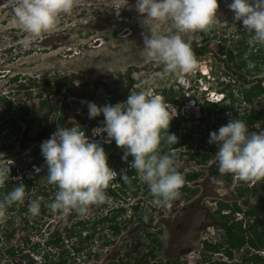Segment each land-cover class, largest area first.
Masks as SVG:
<instances>
[{
	"label": "rangeland",
	"instance_id": "rangeland-1",
	"mask_svg": "<svg viewBox=\"0 0 264 264\" xmlns=\"http://www.w3.org/2000/svg\"><path fill=\"white\" fill-rule=\"evenodd\" d=\"M135 2L136 0H76L72 13L60 17L55 31L35 38L25 33L15 21L9 0H0V97H6L5 100L0 99V112L7 113L6 109L10 102L23 104L32 109V114L26 118V121L20 123L22 131L17 140L7 125L0 132V165L8 166L17 173L16 178H9V181L15 182L16 185L13 184V187H16L20 183L18 182L19 176L27 175V179L31 180L32 188L31 193H26L24 201L17 203L16 206L17 209L26 207L28 211L20 213L16 210L15 213H6V219L0 223L1 228H4L0 231V236H3V239H0V264H30L33 262L37 264H62V262L65 264H107V262H117L126 258L128 263L133 258L127 254V251L132 250L133 247L131 248L126 242L141 237V234L140 229L131 228V230V225L127 231H124V234L114 235L111 231L101 232L100 230L92 239L93 241L91 240L92 242H87L88 245L82 244L83 247L91 248L90 256L74 257L70 250L74 246H81L79 234L56 246L55 244L47 246L46 240L56 239V231L65 236L74 226L76 217L60 210L56 212L50 210L49 214L39 213L35 216L29 212V205L35 200L34 196L42 201H48L56 195V190H58L50 187L46 179L47 174L41 172L37 163L44 158L41 153V144L57 128L61 127L59 118L64 117L65 113L70 119L74 108L76 111L81 108L80 110L88 112L87 102L95 103L100 107L108 104H123L131 92H151L156 96H162V92H166L165 105L169 109L178 108V112L183 113L187 119V124L184 119H178L176 125L183 126L185 123L187 135L188 133L190 135V128L194 130L187 147L190 146L192 150H196L205 143L210 154L214 155L212 160H216L215 154L218 148L208 143L209 134L218 131L230 119H239L244 106L247 109L254 108L260 112L264 111V96L257 98L252 106L242 103L239 107L240 98L235 95L236 111L228 115L216 113L217 109L224 108L227 111L231 106L226 97L222 99L224 94H227L226 91H237L241 85L230 79L223 52L242 40L249 45L255 43L250 34H243L244 28L241 22H239L240 26L234 24L233 13L227 7L231 0H218L220 5L218 14L221 20L218 25L214 26L215 32L212 35L208 34V31L182 34V38L189 42L190 46L192 42H195L197 47L206 48V53L195 57L197 61L195 71L182 73L179 76L171 73L165 75L162 65L146 61L140 55L146 28L142 24V17L135 10ZM175 32L176 29L171 22L160 25V34L171 35ZM107 68H111L112 72L102 70ZM13 78H18V81L13 82ZM47 80L51 81L50 87L46 85ZM58 81L63 83L60 89L56 87ZM21 85L25 88H21ZM51 90H56V94L50 95ZM44 100L47 101V105L41 108V102ZM209 101L220 102L215 103L218 108L206 109L207 115H205L200 111L199 105H205ZM8 114L12 117L11 113L8 112ZM48 114L49 119L45 122V116ZM203 116L207 117L203 119ZM33 119L39 121L31 124L29 128V121ZM43 126L48 128L49 136L38 139L37 133ZM258 129L264 131V127L259 126ZM249 131L253 132L252 129ZM25 132L28 137L32 138L31 141L23 140ZM203 138L205 142L200 143ZM9 140H15V142L12 141L14 147L10 150L1 149L2 146L9 145ZM37 151L38 154H36ZM194 165L188 155L181 156L177 153L175 159L177 171L179 167L187 171V174L199 172L202 176L199 181L187 183L188 192L181 194L170 208L158 207L152 200H149L154 204L155 210L159 211L157 214V211L153 213L152 204L145 202L144 213L149 222L156 223L159 215L161 229L156 239L158 238L161 247L157 250L155 246L157 243L151 245L157 251L155 254L159 258L157 264H166L167 260L165 257V251L168 249L167 234L163 231L165 228L161 226L163 220H169L173 215L180 217L179 207L182 204L192 202L198 196H202L204 188L202 185H204V179L208 177L209 168ZM235 178L237 177L232 175V180ZM223 180L221 184H225ZM233 185L234 181H231L228 187L232 189ZM7 187L8 183L4 185L0 198L3 199L8 192ZM262 196L264 194L261 189L247 192L244 200L237 203L240 215L232 216L231 214V218L227 220L228 223L236 225L235 218L240 219L242 228L248 230L253 218L244 214L251 207L262 206V201H260ZM220 204L231 206L233 203L211 198L205 200V205L213 209L219 207ZM227 211L228 209L225 210ZM11 216L12 220L9 219ZM82 217H88L93 221L96 215L87 213ZM92 223H89L88 227ZM134 223L138 224V221ZM7 228L9 232L15 233L14 238L10 240L4 239ZM256 228L258 231H263L264 225L259 224ZM91 229L94 230L93 227ZM151 229L144 230L147 234L145 238L143 237L145 244L152 240V232L155 230ZM77 230L76 226L74 231L77 232ZM82 232L81 230V237H84ZM223 234L224 231H220L215 225L207 224L204 232L196 238V246L187 251V254L180 256L179 264H205V260L226 264H264V249L253 252L245 245L239 251L234 250L233 258H229L224 251L210 253L201 246V243L207 240H210L212 244H225L226 246ZM105 239H110L111 243L104 245ZM10 244L14 247V255L6 257L3 251L8 249ZM148 248L149 246L146 247ZM20 252H23L27 259H23ZM42 253L46 254L43 259L40 257ZM251 254H258L261 260L257 263L246 261ZM205 255L211 259H206Z\"/></svg>",
	"mask_w": 264,
	"mask_h": 264
},
{
	"label": "clouds",
	"instance_id": "clouds-1",
	"mask_svg": "<svg viewBox=\"0 0 264 264\" xmlns=\"http://www.w3.org/2000/svg\"><path fill=\"white\" fill-rule=\"evenodd\" d=\"M75 3L76 0H9L15 21L35 38L55 31L60 17L71 14ZM227 7L233 20L241 22L252 40L264 47V0H231ZM219 8L218 0H136L135 10L146 28L140 55L162 65L165 75L195 71L197 61L182 34L207 32L218 25ZM165 22H171L174 34H160V25ZM248 67L253 68L254 63L250 61ZM102 70L112 72L111 68ZM87 107L90 119L104 117L103 127L93 129V135L106 133L105 142L114 140L123 149L125 162L131 156L129 166L147 185L153 203L170 208L185 183L174 167L173 156L161 154L162 142L178 143V138L169 132L176 109H169L151 92H131L123 104L100 107L87 102ZM208 143L218 148L215 158L221 174H232L244 182L264 179V131L250 132L244 120L230 119L209 134ZM41 153L47 165V183L58 188L54 201L47 205L51 211L86 215L90 206L106 203L107 189L115 186L118 173L109 166L104 148L92 142L83 130L57 128L41 144ZM10 171V167L0 165V187L9 181ZM119 178L125 182L128 179L126 174ZM25 196L21 183L0 200V223L6 219L7 208L22 203ZM29 212L39 214V200L30 203Z\"/></svg>",
	"mask_w": 264,
	"mask_h": 264
},
{
	"label": "flooded vegetation",
	"instance_id": "flooded-vegetation-1",
	"mask_svg": "<svg viewBox=\"0 0 264 264\" xmlns=\"http://www.w3.org/2000/svg\"><path fill=\"white\" fill-rule=\"evenodd\" d=\"M159 97L162 100V102L165 104V98L164 96ZM118 99V98H117ZM228 100V98H226ZM229 101V100H228ZM110 105V104H108ZM167 106V105H166ZM168 107V106H167ZM81 108H78V111L74 110L71 111V116L70 119L68 118V114H64V117L59 118V124L61 127L65 128H72V127H79L81 130H83L86 134V136L95 143L100 144L108 157V164L109 166L115 170L118 173L117 179L113 181V184L115 185L114 187L110 186L107 189V196L108 200L106 203L102 205H94L90 206L88 210V214H95L96 217H94L93 223L91 226L89 225L88 227V220L90 218L88 217H82V215H79L75 212H68L71 213L76 217V221L74 222L73 227L76 228L78 227L77 232L74 231L75 228H73V231L75 232L76 235L79 234V239L83 244H87V242H92L94 236L96 235L97 232H104L105 230L111 231L114 235L116 234H124V231H127L129 229V226L131 225L130 229L132 228L133 230H139L140 229V236L141 237H136L134 240L131 239L132 241H127L131 248L133 247L132 250L127 251V254L129 257H133L132 260H130L128 263V259H122L121 261L117 262H107V264H112V263H127V264H157L158 263V256H155L156 252L154 248L151 247V245H154L157 243L155 246L157 247L156 249L158 250L161 247V244L159 243L158 238L156 239V236L160 235V222L158 220L159 215L156 218V223L149 222L145 218V213H144V205L146 203L152 204L149 200L153 201V197L151 196L147 185L142 183L135 170L131 169L129 166V162L132 160V157H128V162H125L122 160L123 156V149L120 147H117L115 141L113 140L111 143L105 142L107 139L106 133L102 134L100 136H95L93 135V129L98 128V127H103V120L104 117L103 115L98 116L96 118H89L88 112H85L83 110H80ZM174 109V107L172 108ZM176 109V108H175ZM223 113H226L227 115L231 113L230 111H225ZM176 117L173 118L170 124L169 132L171 134H174L175 136L179 133H184L187 136H189V133L187 135V119L186 117L178 112V108L176 109ZM222 114V113H221ZM180 115H182V118H180ZM178 119H184L185 123L183 126L181 124L176 125V122H178ZM203 119H205V116H203ZM180 125V126H179ZM249 130L251 129L248 127ZM191 129V128H190ZM189 129V130H190ZM42 130V129H41ZM40 130V131H41ZM255 132L254 130H252ZM176 132H178L176 134ZM39 133V132H38ZM37 133V134H38ZM47 134H49L47 132ZM201 134V133H200ZM166 135V134H165ZM49 136V135H47ZM31 141L32 138L28 137ZM50 138V136H49ZM47 137V139H49ZM24 139V137H23ZM24 141H28L25 140ZM188 142L190 143L189 139L183 147L179 149H174L172 145H169L168 148L166 145L162 144L161 145V154L164 153H170L173 158H174V167H175V159L177 153L181 156H187V149L192 154H199L201 157L211 153L208 150V146L205 145V138L200 143H204V145H200V148L196 150H192L190 146L187 147ZM23 144V143H22ZM24 145V144H23ZM14 147V144H13ZM2 149V148H1ZM12 148H9L10 150ZM168 149V151L166 150ZM38 154V151L36 152ZM189 156V155H188ZM201 157L199 158L201 160ZM45 162V159H41V161ZM189 160H191L189 158ZM40 161V162H41ZM192 161V160H191ZM194 166H202V167H208L209 168V173L208 177L204 179V185H202L203 188V193L202 196H198L196 200L182 204L180 207V217H177L178 215H173L170 217L169 220H163L162 225L163 231L167 234L166 235V243L168 246L167 251H165V257L167 260L165 261L166 264H179L178 260L180 256L183 254H187V251L191 250L193 247L196 246V238L201 235L202 232H204L207 224H213L220 231H225V229L230 226L231 224L227 223L225 224V221L223 220L222 216L226 217V220L234 216L235 214L238 216L240 215V209L237 206V203H240V201L244 200L245 194L247 192H254L256 190L261 189L263 194H264V179L259 180V181H252V182H240L239 178H235V180H228L226 179V174H213L211 171L212 166H218V162L216 160H211L209 161L210 166H208L209 163H200L198 164L195 161H192ZM39 164V162L37 163ZM36 167V166H35ZM180 173H183L184 180L187 178V171L183 170L182 168L177 167ZM185 172V173H184ZM194 173V172H189ZM199 173V172H196ZM120 174H126L128 179L127 181H123L119 178ZM200 174V173H199ZM202 176V174H201ZM200 176V177H201ZM213 177V178H212ZM224 178L225 180H223ZM224 181L225 184H221V181ZM199 181V178L197 180H194L193 182ZM208 181L210 183H208ZM234 181L233 188L230 189L228 187V184ZM192 182V181H185V185L187 186V183ZM15 183V182H14ZM13 186V185H12ZM258 188V189H257ZM32 191V188L30 189L29 193ZM58 191V190H56ZM188 191L183 192L182 194H186ZM206 198H211V199H216V200H225L228 201L229 203H233L235 205L229 206L228 204H220L219 207H216V209H213L207 205H205V200ZM176 201V200H175ZM175 201L172 202V204L175 203ZM260 201H262V206H254L249 209L247 213L244 215H247L248 217L253 218L252 223L249 225V227L254 228V230H257L256 227L259 226V224L264 225V196L260 198ZM222 206H228L226 208H221ZM147 206V205H146ZM153 208L152 211L153 213L157 211V214H159L158 210H155L154 204H152ZM172 209V208H171ZM228 209L227 212L225 210ZM171 211L169 210V213ZM104 217L103 216H106ZM13 215V214H12ZM85 216V215H84ZM122 217V218H121ZM118 218L122 219V222H118ZM240 219L235 218L236 221V226H238ZM134 221H138L137 223H134ZM107 224L106 229L100 228V226H104ZM117 225L120 228V232L117 233L115 229H112L111 226ZM93 227L94 230L91 229ZM152 228L151 230L154 231L152 232V240H149L147 244H145L144 238L147 236V234L144 232L145 229ZM131 229V230H132ZM81 230L82 235L83 233L86 232V235L84 237H81ZM85 230V231H84ZM103 234V233H102ZM128 234V233H126ZM163 234V232H162ZM75 235V236H76ZM255 234H252V237ZM144 237V238H143ZM133 238V237H132ZM92 240V241H91ZM111 240L110 239H105L104 245L110 244ZM206 242H210V240H207ZM205 241L201 243V246L204 248V244L206 243ZM88 245V244H87ZM146 249V247H148ZM248 246V245H247ZM89 253H91V248H86ZM249 249V246H248ZM145 250V252H144ZM253 252H256V250H252ZM96 257V256H95ZM27 259V258H26ZM37 264L36 262L30 263V264Z\"/></svg>",
	"mask_w": 264,
	"mask_h": 264
},
{
	"label": "trees",
	"instance_id": "trees-1",
	"mask_svg": "<svg viewBox=\"0 0 264 264\" xmlns=\"http://www.w3.org/2000/svg\"><path fill=\"white\" fill-rule=\"evenodd\" d=\"M235 25H239L238 21H234ZM240 29V28H239ZM215 32V27H212L209 31L208 34L214 33ZM247 32L245 30H243V34H246ZM249 34V33H248ZM245 36V35H244ZM191 48L192 51L194 53V56H203L206 53V48H199L197 47L195 42L191 43ZM224 56H225V62H226V69L228 74L230 75V79H232V81L235 82H239L240 88H238L237 91H226L227 94H224L226 98H228L229 102L231 103V106H229L228 111L230 112H234L237 110L236 107V100H235V95H237L240 98L239 104L238 106L240 107L242 105V103H245L247 105H253V103L255 102V100L257 98L263 97L264 96V47H260L258 46L256 43L249 45L248 43H246L244 40L238 42L237 44H235L233 47H230L229 49L225 50V52H223ZM253 62L254 63V67L253 68H249L248 67V63L249 62ZM18 78H13L12 81L13 82H17ZM46 85L47 87H50L51 85V81L47 80L46 81ZM56 87L58 89L61 88V86L63 85V83L61 82H56ZM21 88H25L24 85H21ZM57 90V89H56ZM56 90H51L50 91V95H54L56 94ZM162 96H164V98L166 99V92H162ZM40 97H42V95H40ZM6 97H0L1 100H5ZM47 105V101L44 100L41 102V108H45ZM200 111L203 112L205 115H207V110L206 109H210V108H218V105L213 103V102H207L205 105L200 106ZM225 110L224 108L222 109H217L216 113H223ZM7 113L4 112H0V120L2 121V124L0 125V132H2V130L4 129L5 125H7L8 129L11 130L12 134L15 136V140L18 139V137L21 134L22 131V127L20 126L21 122L26 121V118L29 117L32 114V109L29 106H25L23 104H17L16 102H10L9 105L7 106L6 109ZM9 113H11L12 117H9ZM8 114V116H7ZM241 117H239V119H242L246 122L247 126L250 127L252 130H254L255 132H259L262 131L259 128L264 127V111L260 112L257 111L254 108H246L245 106L243 107L242 113L240 115ZM207 117V116H205ZM8 118V119H7ZM49 119V114L45 116V122H47V120ZM39 120L38 119H33L29 121V128L31 127V124L33 123H37ZM28 123V122H27ZM259 125V126H258ZM47 130L48 128L46 126L42 127V130L39 131V133L37 134V138L41 139L45 136H47ZM178 132H176L177 134ZM192 133H194L193 129H190V135L186 137L185 134H183L182 132L177 134L176 137L178 138V143L176 144H172V147L174 149H179L181 147H183L186 143V139L188 141V139L191 137ZM23 137L25 140H30L25 133H23ZM23 139V140H24ZM15 140H12L13 142H15ZM12 141H8L9 145L6 146H2V149H9V148H13V142ZM162 144L166 145V147L168 148L169 144H167L166 142H162ZM168 151V149H166ZM187 154L189 155V158L192 161L197 162L198 164L200 163H209V161H211L213 159L212 154L208 153L204 156H200L199 154H192L189 149H187ZM201 157V160L199 159ZM38 167L41 169V172H44L46 174H48L47 172V165L46 163L42 160L41 162H39V164H37ZM10 177L9 178H13L15 176H17V173L15 172V170H13L12 168H10ZM211 171L213 174H219L218 172V166H212L211 167ZM23 176V181L21 182L24 186H25V191L26 193H29L30 189H31V180L27 179V175H22ZM201 174L199 173H190L187 174V178H185V181H194L197 180L198 178H200ZM226 179L228 180H232V174H226ZM8 187L9 190L8 192H10L12 190V185L14 184L13 182L8 181ZM19 183V184H21ZM16 185V184H14ZM50 187H54L55 189H58L55 185H51ZM4 188V186L0 187V197L2 196V189ZM14 188V187H13ZM188 190L187 186L184 184L183 187L181 188V194L183 192H186ZM6 192V195L7 193ZM35 200H39L40 202V213H46L48 211V207L47 205L50 204L51 202L54 201L55 196L52 199H49L48 201H42L40 199L37 198V196H34ZM0 200H2V198H0ZM19 203V202H17ZM17 203H14L12 206H10L9 208H7L6 213H15V211H19L20 213H23L25 211H28V208H16ZM47 207V208H46ZM228 206H222L221 208H226ZM47 210V211H46ZM50 210V209H49ZM223 220L225 221V224L228 223V221L226 220L225 216H222ZM9 219L12 220V216L9 217ZM9 223V222H8ZM112 229H115L117 233L120 232V228L116 225L111 226ZM255 227H249L248 230H244L242 228V223H239L238 226L232 224L230 226H228L225 231L224 234L225 235V241H226V246H224L225 244H212L210 242H206L204 244V249L210 253H220L221 251H224V253L227 255V257L229 258H233V251L234 250H240L243 246L248 245L249 246V250H256V251H260L262 249H264V228L263 231H258V230H254ZM257 229V228H256ZM4 230V228L0 226V231ZM255 234L252 237V234ZM55 235L57 236L56 239L53 240H49L47 242V245L50 244H55V245H59L60 242L65 241V240H71L72 238L75 237V232L73 231V229H70L67 234H65V236H63L62 234H59L58 231H56ZM15 233L14 232H9L8 228L5 231L4 234V239L5 240H10L11 238H14ZM0 239H3V236H0ZM83 243L81 242V246H79V248L75 247L73 248L75 254H79L80 252H82L85 247H83L82 245ZM5 253L6 257H9L11 255H14V247L11 246L8 249H5V251H3ZM20 255H22L23 259H26L27 256L23 255V252L19 253ZM42 257H45L46 254H41ZM206 257V255H205ZM209 259H211V257H208ZM206 257V259H208ZM261 260V258L258 256V254H251L249 257L246 258V261L248 262H256ZM35 264V263H34ZM62 264H65V262H62ZM112 264H118V263H112ZM125 264V263H122ZM127 264V263H126ZM205 264H226L225 262H214V261H208L205 260Z\"/></svg>",
	"mask_w": 264,
	"mask_h": 264
},
{
	"label": "built area",
	"instance_id": "built-area-1",
	"mask_svg": "<svg viewBox=\"0 0 264 264\" xmlns=\"http://www.w3.org/2000/svg\"><path fill=\"white\" fill-rule=\"evenodd\" d=\"M244 105H246L245 103H243ZM13 178H16V176L15 177H13ZM22 179H23V176L22 175H20L19 176V181L18 182H22ZM31 193V192H30ZM28 194V193H27ZM37 198H39V197H37ZM53 198V197H52ZM51 198V199H52ZM47 208V207H46ZM47 211V210H46ZM40 213V212H39ZM47 214H49L50 213V210L48 209V211L46 212ZM104 217H107V214H106V216H103V218ZM122 218V217H121ZM121 218H118V222L119 223H121L122 222V219ZM88 222L89 223H91V222H93V221H91V219H89L88 220ZM106 227H107V224L106 225H104V226H100V228H102V229H106ZM108 231V230H107ZM83 235L85 236L86 235V232L85 233H83ZM108 236V235H107ZM76 239V238H75ZM50 240V239H49ZM49 240H46V244H47V242L49 241ZM66 241V240H65ZM77 241V240H76ZM69 242V241H68ZM73 243V242H72ZM51 245H54V244H50V245H47V246H51ZM56 246V245H55ZM77 248H79V247H77ZM71 251V253H73V256L74 257H80V256H85V255H88V256H90V254L91 253H89L88 252V250L87 249H84L82 252H80L79 254H75V252H74V250H73V248L70 250ZM84 253H87V254H84ZM42 254H45V253H42ZM40 257H41V259H43V257L40 255Z\"/></svg>",
	"mask_w": 264,
	"mask_h": 264
}]
</instances>
